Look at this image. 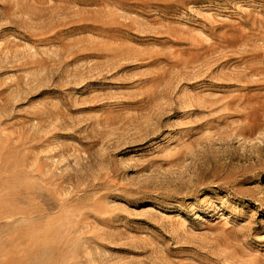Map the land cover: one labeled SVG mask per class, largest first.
Masks as SVG:
<instances>
[{
  "label": "rangeland",
  "instance_id": "obj_1",
  "mask_svg": "<svg viewBox=\"0 0 264 264\" xmlns=\"http://www.w3.org/2000/svg\"><path fill=\"white\" fill-rule=\"evenodd\" d=\"M0 264H264V0H0Z\"/></svg>",
  "mask_w": 264,
  "mask_h": 264
}]
</instances>
